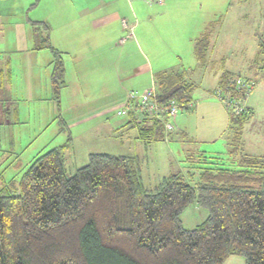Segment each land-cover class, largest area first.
<instances>
[{"label":"trees","instance_id":"obj_1","mask_svg":"<svg viewBox=\"0 0 264 264\" xmlns=\"http://www.w3.org/2000/svg\"><path fill=\"white\" fill-rule=\"evenodd\" d=\"M34 23L49 32L40 35L35 49L52 51L51 82L59 97L66 86L63 52L51 42V25ZM218 24L210 22L195 39L199 67L209 65ZM253 62L264 68V32ZM237 76L224 71L215 91L246 99L254 87L247 93L230 84ZM4 81L0 78V89ZM153 82L160 103L176 100L180 109L194 108L196 83L189 70H159ZM141 105L134 100L126 113H119L122 107L117 113L130 115L125 125L138 127L147 144L190 140L177 124L168 131L167 118ZM224 105L230 114L228 155L185 149L192 163L187 174L175 170L152 188L143 181L138 155L92 152L71 175L65 166L67 144L38 155L19 178L0 188V264H223L232 254L243 255L246 264H264V156L244 147L253 111ZM194 201L208 209V216L187 228L181 213Z\"/></svg>","mask_w":264,"mask_h":264},{"label":"rangeland","instance_id":"obj_2","mask_svg":"<svg viewBox=\"0 0 264 264\" xmlns=\"http://www.w3.org/2000/svg\"><path fill=\"white\" fill-rule=\"evenodd\" d=\"M48 1L50 0H0V69H3V76L0 73V78H5L6 83V88L0 95V188L13 177L19 178L38 155L63 144H67L64 154L68 175L88 163L89 153L92 152L138 155L142 162L143 181L150 188L175 170L187 174L192 163L187 161L186 150L180 140L152 141L147 144L138 137V127L129 128L125 125L130 119L129 116L118 115L117 111L127 102L129 92L134 91L140 95L147 87L156 84L153 81L145 84V73L138 75L133 71L134 64L140 61V58H136L134 62V58H125L128 52H122L124 49L121 47L124 44L119 43V39L111 41L112 60L109 73L111 91L115 88L116 93L110 97L113 103L105 111V116H97L93 112L83 113L82 116L87 118L78 124L79 127L70 125L71 121L78 120L73 118L81 112V108L75 104L76 100L84 98L80 95L82 86L77 84L76 80L77 69L82 64L73 57L74 55L65 54L61 50L65 60L66 86L57 97L51 82L53 53L49 48L35 49L36 44L40 42V35L47 37L49 33L44 27V32L39 31L36 28L38 24L34 23V19L40 18L47 9ZM171 1H174V7L168 17L155 22L156 26L153 24L152 27L158 46L145 48V51L155 70H160L157 68L161 67L189 70L190 78L196 83L192 100L194 108L180 109L174 123L177 124V130L188 126L194 131L191 136L196 140L193 146L196 151L205 150L209 155L226 157L230 132L228 116L225 112V102L215 91L218 76L212 74L210 69L215 65L212 62L214 56L218 54L212 49L209 65L204 67L198 66L194 54L195 39L210 22L220 19L215 15L216 0ZM135 6V3L134 7L130 5L131 10ZM229 17L224 14V19ZM17 20L28 26L29 52L19 50L26 37L18 38ZM221 28V34L232 35L233 25L230 22H224ZM51 29L52 27L50 37ZM215 36L213 33V39ZM247 41L250 42L249 39ZM51 42L56 46L52 40ZM245 49L248 50L245 53L234 51L228 56L237 66L234 70L242 73L237 74V77L251 78L256 82L254 90L246 99L240 101L253 111L245 128L252 150L258 151V142L262 141V146L264 145V68H257V78L250 75L252 72L249 71L248 64L253 53L250 52L251 46ZM31 87L35 93L29 97ZM123 90L126 96L114 102ZM208 99L217 103V118L212 106H207L204 111L207 105L204 103ZM219 109H222L220 116L223 121H219ZM193 170L191 169L192 172ZM207 216L208 209L197 201L190 203L181 213L182 223L187 228L195 227ZM223 264H246V258L241 254H232Z\"/></svg>","mask_w":264,"mask_h":264},{"label":"crops","instance_id":"obj_3","mask_svg":"<svg viewBox=\"0 0 264 264\" xmlns=\"http://www.w3.org/2000/svg\"><path fill=\"white\" fill-rule=\"evenodd\" d=\"M134 3L137 6L131 10L130 5L134 7ZM173 7L174 1L171 0H163L162 2H131L127 0H50L47 2V9L43 11L42 16L34 20L48 22L52 27L50 38L53 43H55V47L63 50L65 54L70 53L72 56L74 55L73 57L80 60L82 64L77 69V79L76 75H74L73 79L74 81L76 79L77 84L82 86V93L80 95L84 96V98L76 100L75 104L77 107L81 108V112L77 113V116L73 118L78 120L71 121L70 125L79 127L78 124H81L83 122L82 120L86 117L82 116L84 115L83 113L93 112L97 116H105V111L108 110L111 103H113L110 97L112 94L116 93L115 88H113V92L111 91V75L109 73L112 60L110 56L111 41L113 39H117V41L119 39V43L124 44L123 47H121L124 49L122 52H128L125 58H134L133 62L136 58H140V61L134 64L135 70L133 71L138 75L145 73V84L154 81V74L159 70H155L153 67L145 48L158 46L152 31L153 24L156 26L155 22L162 20L164 17H168ZM154 8L157 9L154 10ZM54 9L56 10L55 12ZM215 13L216 17H220V19L216 21L222 23L221 26L219 25L217 27L212 46V49L218 54V56H214L212 61L216 67L214 68L215 65H212L210 68L212 69L211 73L218 76L217 83H219L220 77L224 71L242 74L239 70H234L237 66L231 62L228 55L234 51L245 53V51H248L245 49L247 46H251L250 52L253 53L248 64V69L252 72L250 75L257 78V73H259V71L253 61L259 48V36L264 32V0H216ZM224 14L230 17L224 19ZM209 15H211V13H209ZM226 21L233 25L231 36L221 34V30L219 32V29L224 26V22ZM17 22L16 33L18 38L25 39L26 37V41L23 40V44L19 50L29 52L30 47L27 41L28 26L26 23L20 22V20H17ZM32 27L35 28L34 25H32ZM248 39L250 42L247 41ZM175 67H177V65ZM157 69L164 70L167 69V67ZM261 71L262 70H260V72ZM4 88H6L5 82L0 89V95ZM34 93L35 91L31 87L29 97L34 96ZM125 96L126 93L124 95L123 90V92L115 98L114 102L123 99ZM204 104H207L204 107V111L207 106H212L215 111V118H217V103L212 99H208ZM13 110L16 112L15 108H13ZM219 110V121H223L220 116L222 109ZM225 112L227 113L229 124L230 114L226 107ZM180 130L184 136L190 138V140L180 141L183 143L184 150H192L194 148V143H196L195 138L191 136V132L194 133V131L188 126H182ZM257 145L259 150L253 151V147L248 141L245 128V151L253 155L264 156V145L262 146V141L258 142Z\"/></svg>","mask_w":264,"mask_h":264},{"label":"built area","instance_id":"obj_4","mask_svg":"<svg viewBox=\"0 0 264 264\" xmlns=\"http://www.w3.org/2000/svg\"><path fill=\"white\" fill-rule=\"evenodd\" d=\"M158 1L162 2L163 0ZM255 83L256 82L254 79H246L243 77H237L236 79H233L230 82V84L232 85L234 84L238 87L244 88L247 93L250 92V90L254 87ZM216 93L224 102H230L234 111L239 112L243 110L244 105L240 102V100L232 96L231 93H223L220 90H217ZM156 96L157 90L155 84H152L151 86L147 87L140 95H138L137 92L131 91L128 94L127 102L123 106H121L122 108L119 110V113H126L129 109V105L134 100H137L142 104L141 106L147 111L154 113L157 117L164 119L167 118V120H165V127L168 131L175 130L176 124L174 123V121H176V117L180 110V105L176 100H171L166 104L160 103L157 100Z\"/></svg>","mask_w":264,"mask_h":264}]
</instances>
